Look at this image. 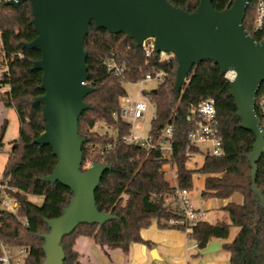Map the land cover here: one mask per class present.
I'll return each instance as SVG.
<instances>
[{
	"label": "trees",
	"instance_id": "1",
	"mask_svg": "<svg viewBox=\"0 0 264 264\" xmlns=\"http://www.w3.org/2000/svg\"><path fill=\"white\" fill-rule=\"evenodd\" d=\"M171 5L187 13L196 11L200 0H167ZM216 10L227 9L232 0H211ZM258 0H250L243 19V29L253 41L264 39V22L255 29ZM32 13L28 1L13 6L0 3V33L5 52L0 53V63L6 59L9 74L0 80L10 90L0 94V102L13 108L19 119L18 138L12 142L2 177L13 188L10 199L17 204V213L27 224H22L7 211L0 212V237L10 246H23L27 255L23 264H42L44 252L42 234L49 231L46 220L56 218L73 197L72 191L62 184L43 180L56 165V157L48 145L34 143L43 131L45 120L42 104L34 99L43 94L39 88L42 71L33 68V61L40 59L38 48L27 50L24 44L37 35L31 23ZM86 53L87 80L92 90L83 101L88 107L78 120V133L85 138L82 145V170L92 163H105L104 171L95 190V206L99 212L113 216L103 225L80 224L61 241L63 264H79L75 241L78 237L90 238L109 257L110 251L120 249L126 253L129 245L150 242L140 236V230L156 221L160 227H170L185 232L184 228L166 223L176 217L173 210L165 208L167 195H173L174 186L166 179L163 167L171 163L175 169L177 185L190 191L193 188L194 171L187 167L198 147L190 146L187 138L192 126L186 121L191 104L212 98L216 108V124L222 139L223 152L219 156L205 155L198 172L205 175L203 199L215 197L228 199L239 194V202L229 201L223 206L226 219L210 223L199 220L186 232L203 250L212 239L226 240L230 228L239 230L230 242L222 247L229 253L228 264H264V152L257 163L255 178L257 191L252 189L249 155L255 142L254 135L240 127L236 105L230 92L231 83L226 80L218 64L213 60L192 66L187 83L174 87L177 62L160 61L156 56H146L144 49L124 32L110 33L104 28L88 27L83 40ZM21 51V58L15 55ZM114 58L122 64V75L108 73L103 64L106 58ZM163 69L167 75L155 91L147 95L154 105L149 133L158 136L168 124L173 125L172 154L164 158L158 149L146 151L126 143L122 137L130 130V123L117 117L119 103L126 96L123 84L137 82L146 73ZM143 93H146L143 91ZM264 94V82L257 97ZM98 122L112 127L114 135L99 134L93 128ZM6 122L0 126V149ZM264 130V125L262 126ZM85 166V167H84ZM29 196L42 197L40 205Z\"/></svg>",
	"mask_w": 264,
	"mask_h": 264
},
{
	"label": "water",
	"instance_id": "2",
	"mask_svg": "<svg viewBox=\"0 0 264 264\" xmlns=\"http://www.w3.org/2000/svg\"><path fill=\"white\" fill-rule=\"evenodd\" d=\"M28 1L36 37L24 44L27 50L38 48L41 57L32 67L42 71L39 88L43 94L34 102L42 104L44 131L34 139L48 145L56 157L52 172L44 181L68 187L73 197L56 218L47 219L49 231L42 234V264H63L62 238L80 224L103 225L113 218L95 206V190L109 166L92 163L82 170V145L78 120L88 107L83 101L92 90L86 84L87 67L83 40L88 27L104 28L110 33L124 32L141 45L154 39L156 52H172L177 62L174 87L188 77L192 66L215 61L221 72H237L230 92L240 119V127L255 137L249 155L252 189L257 191V163L264 152V130L255 111V98L264 82V39L253 41L243 29V19L250 0H232L224 10H216L211 0H200L196 11L187 13L167 0H10L18 6ZM155 91L154 89L152 90ZM218 240H211L202 250H218ZM151 256L156 252L151 250ZM157 257V256H156Z\"/></svg>",
	"mask_w": 264,
	"mask_h": 264
},
{
	"label": "built area",
	"instance_id": "3",
	"mask_svg": "<svg viewBox=\"0 0 264 264\" xmlns=\"http://www.w3.org/2000/svg\"><path fill=\"white\" fill-rule=\"evenodd\" d=\"M10 0H0V3ZM256 17L253 25L255 29H259L264 22V0H258L256 4ZM141 46L144 49L146 56H156L160 61L168 62L170 59H175L172 52L154 50V39L147 38ZM0 53L4 56L5 52L2 45V38L0 33ZM19 58L23 56L21 51L15 53ZM176 60V59H175ZM103 64L108 73L120 76L122 75L123 66L118 63L114 58H106L103 60ZM9 74L7 60L4 59L0 63V80L6 78ZM167 73L163 69L153 70L146 73L138 82L142 85L146 80L155 81L157 84L163 82ZM223 76L226 80L232 83L237 72L234 69H229L223 72ZM188 77L184 80L187 83ZM10 87L8 85L0 86V94L8 92ZM145 92L143 89L142 92ZM149 99V98H148ZM150 102V100H149ZM151 103V102H150ZM152 104V103H151ZM255 111L257 118L260 121V128L264 125V94L255 98ZM119 113L117 115L123 121L130 123L129 132L122 137V139L128 144H134L140 148L150 151L152 149H158L164 158H170L172 154L171 136L173 125L168 123L159 133L158 136H153L149 131L140 135L134 132V129L138 127L136 124L137 119L144 116V112L148 109L147 102L140 99L131 100L126 96L120 99ZM186 121L192 126L188 132L187 138L190 146L198 147L200 150L204 149L205 155L219 156L222 154V139L218 134V128L216 124V108L212 98L204 99L197 104H191L186 114ZM170 165L168 173L174 178L172 186H174V199L177 204L175 210L176 217L170 218L166 221L168 225L182 227L185 233L190 230L199 220H203V213L196 209L190 198L189 191L185 188H181L177 185L175 169L173 164ZM14 189L7 185V179L0 177V212L7 211L14 215L17 220L22 224H27L26 219L17 213V204L12 201L8 196V191ZM27 255V249L23 246H10L6 244L0 237V264H23Z\"/></svg>",
	"mask_w": 264,
	"mask_h": 264
},
{
	"label": "crops",
	"instance_id": "4",
	"mask_svg": "<svg viewBox=\"0 0 264 264\" xmlns=\"http://www.w3.org/2000/svg\"><path fill=\"white\" fill-rule=\"evenodd\" d=\"M168 175H170L169 179H171V184H173V176L169 173ZM234 195L228 199L211 197L207 199L202 198V200L206 206H210V200H217V203H213L212 206L220 209V220H222L226 219L227 215L223 210V206L227 202L233 201L232 197ZM170 199H165V208L175 211L177 204L174 196L171 195ZM240 200L241 198L237 202ZM196 205L197 207L195 208L203 213V219L209 216L208 212L204 213L198 207V203ZM204 220L208 221L207 219ZM140 236L144 240L149 241L150 246L134 242L129 245L126 253H123L120 249H113L110 251L109 257L90 238L80 236L75 241L79 264H228L229 253L222 247L223 240L212 239L219 241V249L208 254H202V250L198 248L197 242L188 237L184 231L170 227H160L156 221H153L148 227L141 229ZM152 249L155 250L157 257L151 256ZM221 250H224L226 254Z\"/></svg>",
	"mask_w": 264,
	"mask_h": 264
},
{
	"label": "rangeland",
	"instance_id": "5",
	"mask_svg": "<svg viewBox=\"0 0 264 264\" xmlns=\"http://www.w3.org/2000/svg\"><path fill=\"white\" fill-rule=\"evenodd\" d=\"M126 97L131 100L140 99L144 102H147L148 109L144 112V116L137 119L136 124L138 125L137 128L134 129V132L140 135H144L149 131L150 128V120L152 119L154 113V105L149 102L147 93L155 89L157 83L152 80H146L141 85L138 81L137 82H125L123 84ZM145 90L146 93H143L142 90ZM6 122V127L3 134L2 139V147L0 149V177H2V173L4 170V166L11 150L12 142L18 138V130H19V119L17 113L13 108L6 107L0 102V126ZM94 131L98 132L99 134H104L105 132L109 133V135H114L115 131L112 127L108 126L103 122H98L95 124ZM205 156L204 149H202L199 153L193 154L189 157L187 161V167L194 171L193 173V188L189 191V198L194 207H197L196 203H198V207L202 209V211L208 212L209 216H206L208 221L215 222L221 219V211L216 206L213 207V203H217V200H210V206H206L202 200L201 192L204 189V178L205 175L198 172V168L202 165L203 159ZM85 167V166H84ZM170 165L166 164L163 169L165 171V177L171 183V179H169L170 175H168ZM171 195H167L165 199L171 200ZM241 198L239 194H235L232 197L233 201H238ZM29 199L37 205L42 203V197L39 196H29ZM166 200V201H167ZM238 227H231L230 228V236L223 240L224 242H230L235 237L236 233L238 232ZM222 251V250H221ZM222 252H225L224 250ZM226 254V252H225Z\"/></svg>",
	"mask_w": 264,
	"mask_h": 264
},
{
	"label": "bare ground",
	"instance_id": "6",
	"mask_svg": "<svg viewBox=\"0 0 264 264\" xmlns=\"http://www.w3.org/2000/svg\"><path fill=\"white\" fill-rule=\"evenodd\" d=\"M236 71V70H235Z\"/></svg>",
	"mask_w": 264,
	"mask_h": 264
}]
</instances>
